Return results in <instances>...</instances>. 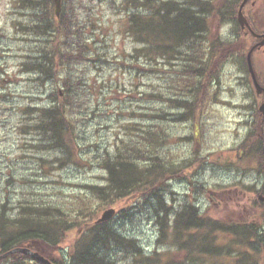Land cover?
Here are the masks:
<instances>
[{
    "label": "rangeland",
    "instance_id": "1",
    "mask_svg": "<svg viewBox=\"0 0 264 264\" xmlns=\"http://www.w3.org/2000/svg\"><path fill=\"white\" fill-rule=\"evenodd\" d=\"M27 1L0 0V211L5 203V213L13 218L21 212L20 202L26 208L43 204L62 209L86 202L90 209H99L98 218L114 209L116 214L107 223L118 233L137 241L145 255L156 251L164 261L172 257L178 263L172 225L186 207H197L207 218L223 223L253 216L264 224V205L258 199L264 189V164L255 157L244 161L238 151L254 125L262 124L264 131V121L249 114L253 102L258 105L261 101L252 102L249 97H256L254 89L247 93L252 85L241 83V55L234 57L237 60L228 58L218 68L208 97L197 109L194 101V111L187 118L186 109L169 102L185 94V90L180 92L183 82L176 81L188 65L184 53L178 50L170 60L156 57V64L144 57L136 61L135 50L146 46L136 45L124 32L126 17L133 9H124L123 0H82L85 8L77 13L88 51L82 63L71 61L66 66L80 81L81 106L74 111L73 126L78 141L54 149L53 138L36 126L39 111L51 106L52 94L57 92V97L63 98L62 83L58 75L53 80L40 79L28 66L46 56L39 51L48 50L40 45L48 36L34 26L48 21L36 0ZM175 1L182 4L187 0ZM244 15L264 33V0H250ZM230 30L229 24H213V38L226 40ZM252 45L253 40L247 39V50ZM251 60L264 87L263 47ZM190 82L196 83L195 78ZM198 101L201 104L200 96ZM149 127L159 136L155 149L158 164L176 171L162 187L165 206L159 217L167 235L161 241L157 240L159 225L155 222L159 218L151 214L149 204L130 208L132 201L123 199L102 206L91 194V187L107 184L106 172L95 162L97 154L105 149L114 154L117 146L137 141L139 132ZM256 252H260L258 264H264V249L259 247ZM109 253L103 255L119 264H132L123 249L113 248ZM211 261L232 264L229 256Z\"/></svg>",
    "mask_w": 264,
    "mask_h": 264
},
{
    "label": "trees",
    "instance_id": "2",
    "mask_svg": "<svg viewBox=\"0 0 264 264\" xmlns=\"http://www.w3.org/2000/svg\"><path fill=\"white\" fill-rule=\"evenodd\" d=\"M241 1L187 0L179 4L175 0H123L124 9H133L126 17L124 32L136 45L146 46L135 50V60L144 57L156 64V57L170 60L178 50L184 53L188 65L177 75L176 81L183 82L180 92L185 90V94L169 102L174 107L186 109L187 118L194 111V101L195 109L200 107L198 96L201 102L208 97L206 94L217 78L218 68L228 58L242 56L239 59L244 74L241 83L246 78L244 54L247 51V39L250 38L243 36L236 21ZM36 7L46 13L48 24H37L34 28L38 32L43 30L48 36L44 44H40L48 50L39 51L46 56L28 66L40 79L44 76L53 80L58 75L63 94L61 99L57 97L59 93L52 94L51 106L39 111L41 114L36 128L53 138L54 149H65L68 144L73 145L78 141L73 126L74 111L81 106L77 93L80 81L73 75L76 72L66 66L71 61H74L72 64L82 63L87 50L77 13V9L85 7L82 0H62L58 17L54 15L53 0H36ZM34 11L39 12L37 9ZM213 24L231 25L229 38H213ZM192 77L196 83L190 82ZM247 93L251 94V90L248 89ZM251 112L257 115L255 103L251 106ZM158 139L155 129L149 127L139 132L137 141L117 146L114 154L106 149L101 153L102 156L97 154L95 162L106 172L107 184L91 187V194L102 206L123 199L132 201L133 207L130 208L142 209L144 204H149L147 208L151 214L159 218L155 222L159 225L157 240L161 241L167 235L165 222L159 217V212H163L165 206L162 187L176 171L172 172L158 164L155 152ZM238 151L244 161L249 162L250 157H255L257 162L264 164V139L260 123L254 125V130ZM140 161H147L148 164L143 166ZM4 207L5 203H2L0 256L14 248L25 247L53 264H119L103 255L104 251L110 254L111 249L116 248L123 249L132 259V264H214L212 259L222 260L227 256L232 259V264H258L260 252L256 251L259 247L264 249V224H261V219L251 216L245 221L223 223L207 218L193 206L177 214L172 225L179 263L174 262L172 257L164 261L156 251L145 255L137 241L121 235L112 225L107 222L95 224L99 209H90L86 202L79 206L73 205V209L43 204L26 208L20 202L21 212L13 218L5 213ZM70 234L73 237L68 239ZM226 236L228 239L224 241ZM65 242L69 244L60 249ZM5 261L9 264H41L21 253L0 258V264Z\"/></svg>",
    "mask_w": 264,
    "mask_h": 264
},
{
    "label": "water",
    "instance_id": "3",
    "mask_svg": "<svg viewBox=\"0 0 264 264\" xmlns=\"http://www.w3.org/2000/svg\"><path fill=\"white\" fill-rule=\"evenodd\" d=\"M53 1H54V6H55V15L58 16L59 12H60V7H61V0H53ZM247 1L248 0H242L240 6L238 8V12H237V21H238V23L242 29L247 28L248 30H251L246 18L244 17V15L242 13V9H243L244 5L247 3ZM252 34L255 37L261 38V41L256 46L252 47L249 50V52L247 53V56H246V61H247V65H248L249 74L251 75V78H252V81H253V84L255 87V92L257 95H260V94L264 93V88H262L256 80L254 71H253L252 66H251V54H252V51L256 47L259 48V47L264 45V35L259 36V35H255L254 33H252ZM259 111L262 115H264V101L260 105ZM259 199L264 201V197L261 195L259 196ZM114 213H115V211L113 209H109V210L103 212L101 217L97 220V223L109 220L111 217H113ZM16 252L27 255V256L33 258L34 260H36L42 264H52L47 259H45L43 256L39 255L37 252L31 251L28 248H15V249L11 250L9 253L3 255L2 257H5L8 254H12V253H16Z\"/></svg>",
    "mask_w": 264,
    "mask_h": 264
},
{
    "label": "flooded vegetation",
    "instance_id": "4",
    "mask_svg": "<svg viewBox=\"0 0 264 264\" xmlns=\"http://www.w3.org/2000/svg\"><path fill=\"white\" fill-rule=\"evenodd\" d=\"M257 39H258V38H257ZM258 40L260 41V39H258ZM262 191L264 192V189H261V192H262ZM263 195H264V194H263Z\"/></svg>",
    "mask_w": 264,
    "mask_h": 264
},
{
    "label": "bare ground",
    "instance_id": "5",
    "mask_svg": "<svg viewBox=\"0 0 264 264\" xmlns=\"http://www.w3.org/2000/svg\"><path fill=\"white\" fill-rule=\"evenodd\" d=\"M37 90V89H36ZM147 100V99H146ZM9 126V125H8Z\"/></svg>",
    "mask_w": 264,
    "mask_h": 264
}]
</instances>
